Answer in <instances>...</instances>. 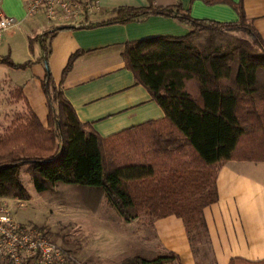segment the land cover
Here are the masks:
<instances>
[{"label": "trees", "instance_id": "trees-1", "mask_svg": "<svg viewBox=\"0 0 264 264\" xmlns=\"http://www.w3.org/2000/svg\"><path fill=\"white\" fill-rule=\"evenodd\" d=\"M238 19H198L180 4L119 6L115 17L88 27L122 23L150 14L171 17L189 27L183 36L157 35L126 41L125 67L161 107L164 117L103 137L82 122L56 84L48 66L49 40L69 25L53 26L29 38L43 50L41 88L47 104L46 127L29 108L23 124L0 135V198L28 200L19 179L22 166L37 193L57 184L106 198L125 222L141 215L174 214L183 219L195 255V236L210 250L205 206L217 200V167L228 160L264 161V38L247 20L243 0L233 2ZM242 31L248 38L231 36ZM205 34H202V33ZM205 35V40L198 37ZM79 51L70 55L63 74ZM0 63L15 68L1 56ZM174 253L125 257L121 264H176ZM229 264H264L231 258Z\"/></svg>", "mask_w": 264, "mask_h": 264}, {"label": "crops", "instance_id": "crops-1", "mask_svg": "<svg viewBox=\"0 0 264 264\" xmlns=\"http://www.w3.org/2000/svg\"><path fill=\"white\" fill-rule=\"evenodd\" d=\"M151 1L156 6L180 4L198 19L220 22L238 19L235 8L224 1ZM242 3L247 20L264 38V0H243ZM148 4L149 0H101V8L95 14L79 13L66 21L54 22L47 20L43 12L28 15L23 0H0V14L15 20L3 31L2 37L4 33L18 31V39L10 49L11 59L16 64L30 61L29 66L21 68L0 63V79L19 89L25 104L46 125L48 110L41 88L45 74L43 50L40 46L36 58L32 56L29 38L53 26L69 25L70 28L56 31L49 40L48 66L80 121L90 123L99 135L106 137L145 121L163 118L161 107L142 84L135 82L133 73L125 67L124 44L157 35L183 36L189 27L171 17L156 14L88 27L115 17L119 6L142 7ZM38 16L49 24L39 25L35 22ZM77 51L79 54L63 74L70 55ZM215 184L217 200L203 209L214 263L229 264L231 258L264 259V161H225L217 167ZM1 199L6 201L8 198ZM102 199L96 204H101ZM96 211L89 210L91 213ZM122 223L130 233L136 231L135 238L130 234L123 242L125 245L111 257L94 244L93 249H89L93 264H108V258L111 261L116 258L115 264H121L126 256L138 252L146 257L171 252L177 256L176 264H198L181 217L171 214L154 218L152 244L144 241L143 229L138 228L134 220Z\"/></svg>", "mask_w": 264, "mask_h": 264}, {"label": "rangeland", "instance_id": "rangeland-1", "mask_svg": "<svg viewBox=\"0 0 264 264\" xmlns=\"http://www.w3.org/2000/svg\"><path fill=\"white\" fill-rule=\"evenodd\" d=\"M35 22L39 25L49 24L42 16H38ZM230 34L218 35L217 39L228 41L231 40L232 35L248 38V35L242 31H234ZM17 39V29L9 34H3L0 40V57L8 55L11 59L10 49ZM197 40L203 42L205 35H201ZM29 48L32 56L36 58L40 48L38 39H35ZM28 115L29 107L25 104L21 91L12 87L7 80L0 79V135L13 132L17 125L25 122ZM19 179L28 191L29 199H7L3 202L4 206L9 209L18 223L29 228H40L47 238L68 252L70 261L67 264H93L89 249L94 247V244L111 257L121 249L122 245H125L123 242L130 237V234L135 238L136 231L130 233L126 229V225L122 223L124 220L105 197L101 200V204H96L98 195L94 192L63 184H57L46 193H37L26 166L20 168ZM95 209H97L96 213L89 212ZM152 220L153 218L148 215L134 219L136 222L134 224L143 229L144 241L149 244L153 242ZM137 233L139 234V231ZM194 246L198 249V264H215L204 237L195 236ZM135 255L142 253L138 252ZM107 261L108 264L117 262L116 258L112 261L108 258Z\"/></svg>", "mask_w": 264, "mask_h": 264}, {"label": "built area", "instance_id": "built-area-1", "mask_svg": "<svg viewBox=\"0 0 264 264\" xmlns=\"http://www.w3.org/2000/svg\"><path fill=\"white\" fill-rule=\"evenodd\" d=\"M28 15L43 12L49 21H66L79 13L95 14L101 0H23ZM14 18L0 14V39ZM0 198V264H67L70 256L59 244L47 238L40 228L18 223Z\"/></svg>", "mask_w": 264, "mask_h": 264}]
</instances>
